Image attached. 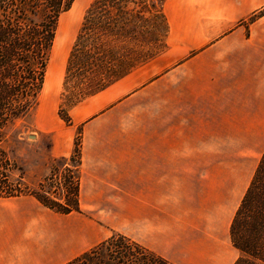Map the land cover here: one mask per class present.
<instances>
[{
  "label": "crops",
  "instance_id": "crops-1",
  "mask_svg": "<svg viewBox=\"0 0 264 264\" xmlns=\"http://www.w3.org/2000/svg\"><path fill=\"white\" fill-rule=\"evenodd\" d=\"M164 13L171 46L70 112L83 131L79 206L92 207L94 219L54 212L32 196L0 198V264H63L100 241L80 250L100 221L174 264H190L177 253L192 246L229 262L205 233L191 234L207 228L189 217L228 205L230 225L248 185L225 188L229 168L212 164L207 143L230 140V126L233 134L264 133V0H166ZM123 85L132 103L140 89L157 94L172 118H149L127 140L92 134L84 116L117 99ZM54 148L51 158L68 156L73 144Z\"/></svg>",
  "mask_w": 264,
  "mask_h": 264
},
{
  "label": "rangeland",
  "instance_id": "rangeland-1",
  "mask_svg": "<svg viewBox=\"0 0 264 264\" xmlns=\"http://www.w3.org/2000/svg\"><path fill=\"white\" fill-rule=\"evenodd\" d=\"M18 3V0H11ZM160 0H145V7L142 11H131V22L122 37L116 41H111L112 47L117 54L112 57V65L116 71H92L85 66V57L93 51L99 52L107 48L106 36L101 30L100 24L97 28L88 27L82 32V38L77 46L82 59V70L75 74L67 71L68 59L76 43V38L81 28L87 9L93 0H74L71 7L59 16L55 39L50 54V59L46 68L50 67L51 82L49 90L40 92L37 106L31 110L24 120L16 121L8 130V139L1 145L7 148L17 166L24 172V181L34 185L49 173L51 164V144L55 143V152L63 151L68 145H72L80 132V139L83 137L81 126L74 124L70 118V112L79 102L91 101L90 98L95 93L103 90L111 83L124 76V72L131 68L133 64L150 60L154 55L162 54L171 46L169 39V25L164 13V3ZM16 8V4L13 6ZM133 5L129 6V9ZM9 11V9H7ZM141 13V14H140ZM15 13L8 14L11 19L15 18ZM113 39L120 34L117 28H111ZM111 47V46H110ZM120 47H123L122 50ZM120 58H122L120 60ZM88 67V66H87ZM114 68V69H115ZM46 74V73H45ZM103 80V85L98 86V82ZM153 85H157L155 82ZM121 93L101 111H93L84 116L85 121L91 123L92 134H102L111 140H127L131 134L140 132L142 122L148 121L152 117H162L171 119V110L158 109L157 94L146 92L140 89L133 99L134 103L128 100L125 85L121 88ZM90 98V99H89ZM173 95H166V102H172ZM135 107L132 109V107ZM168 107V106H167ZM68 119V120H67ZM114 121H117L115 124ZM114 123V124H113ZM230 140L207 143V149L213 153L212 164L215 166H225L229 168L230 182L225 185L227 189L238 186L241 190L244 183L248 184L257 160L264 148V133L256 134L251 131H240L233 134L234 127L230 126ZM244 133V134H243ZM30 135L33 138L29 137ZM238 138V140L236 139ZM209 161V159H208ZM210 162V161H209ZM209 164V163H208ZM61 167V163H57ZM19 170H14L13 177H16ZM231 207V206H230ZM205 216L192 215L189 217L191 224L196 226L205 225L207 229L193 230L195 233L206 234V244L214 246L218 251H223L229 255V262L232 264L240 255V252L232 245L229 238V223L223 221L225 210L228 205L204 207ZM213 211V214H211ZM218 212L221 217H218ZM76 215H82L94 219L92 207L82 206ZM221 220L219 221V219ZM179 220L177 224H179ZM213 224L214 228L209 229ZM219 226V227H218ZM216 227V228H215ZM91 232L94 230L88 227ZM95 236L89 239L80 250L88 248L95 242L107 237L115 232L109 223L100 221L96 227ZM218 229V230H217ZM212 230V231H211ZM217 238L211 236L215 234ZM216 240V244L213 243ZM72 243L74 240H70ZM213 244V245H212ZM185 249V247H184ZM193 246L189 251H179L181 257L190 259V264H216L218 257H215L211 250L198 255L193 251Z\"/></svg>",
  "mask_w": 264,
  "mask_h": 264
},
{
  "label": "trees",
  "instance_id": "trees-1",
  "mask_svg": "<svg viewBox=\"0 0 264 264\" xmlns=\"http://www.w3.org/2000/svg\"><path fill=\"white\" fill-rule=\"evenodd\" d=\"M73 1L18 0V3H14L11 0H0V198L32 196L43 207L61 214L80 211V132L70 154L51 158L49 173L34 185L24 181L23 170L16 165L14 157L1 143L8 139V128L16 121L26 119L37 106L59 16L71 7ZM144 2L93 0L70 53L67 71L77 74L83 69L81 52L77 46L82 32L88 27L97 28L99 24L107 38V48L100 51L99 57V52L95 51L85 57V66L92 71H116L112 60L117 51L111 41H117L123 36L132 20V9L141 12L146 6ZM130 5L133 8L129 9ZM11 13L17 14L15 18L8 17ZM111 28L121 31L116 39L111 37ZM120 48L122 50L123 47ZM103 80L97 83L99 87L103 85ZM57 163H61V167ZM14 170H19L16 177H13ZM229 237L232 245L240 252L233 264H264V148L231 219ZM63 264L174 263L131 237L112 232Z\"/></svg>",
  "mask_w": 264,
  "mask_h": 264
},
{
  "label": "bare ground",
  "instance_id": "bare-ground-1",
  "mask_svg": "<svg viewBox=\"0 0 264 264\" xmlns=\"http://www.w3.org/2000/svg\"><path fill=\"white\" fill-rule=\"evenodd\" d=\"M51 71H50V67L47 69V71H46V74H45V79H44V82H43V91H45V90H49V86H50V83H52L51 82ZM74 234H78L77 235V238H79V233L77 232V230L76 229H74ZM85 238V237H84ZM82 239H83V237H82ZM81 240V239H80ZM41 243V242H40Z\"/></svg>",
  "mask_w": 264,
  "mask_h": 264
},
{
  "label": "water",
  "instance_id": "water-1",
  "mask_svg": "<svg viewBox=\"0 0 264 264\" xmlns=\"http://www.w3.org/2000/svg\"><path fill=\"white\" fill-rule=\"evenodd\" d=\"M29 137L33 138V136H32V135H30Z\"/></svg>",
  "mask_w": 264,
  "mask_h": 264
}]
</instances>
